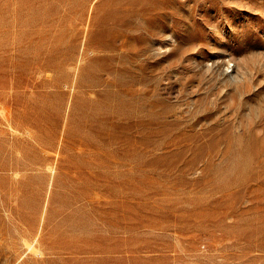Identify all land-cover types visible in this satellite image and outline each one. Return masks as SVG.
Segmentation results:
<instances>
[{
    "label": "rangeland",
    "instance_id": "rangeland-1",
    "mask_svg": "<svg viewBox=\"0 0 264 264\" xmlns=\"http://www.w3.org/2000/svg\"><path fill=\"white\" fill-rule=\"evenodd\" d=\"M0 264H264V0H0Z\"/></svg>",
    "mask_w": 264,
    "mask_h": 264
}]
</instances>
